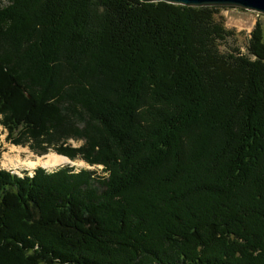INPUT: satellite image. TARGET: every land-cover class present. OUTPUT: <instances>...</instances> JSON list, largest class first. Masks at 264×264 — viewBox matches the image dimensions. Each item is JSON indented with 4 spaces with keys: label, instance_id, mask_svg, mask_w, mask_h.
I'll use <instances>...</instances> for the list:
<instances>
[{
    "label": "trees",
    "instance_id": "1",
    "mask_svg": "<svg viewBox=\"0 0 264 264\" xmlns=\"http://www.w3.org/2000/svg\"><path fill=\"white\" fill-rule=\"evenodd\" d=\"M220 9L0 0L7 141L103 173L0 168V264H264V30Z\"/></svg>",
    "mask_w": 264,
    "mask_h": 264
},
{
    "label": "rangeland",
    "instance_id": "2",
    "mask_svg": "<svg viewBox=\"0 0 264 264\" xmlns=\"http://www.w3.org/2000/svg\"><path fill=\"white\" fill-rule=\"evenodd\" d=\"M219 15L223 21L224 27L232 32V35L229 36L225 43L223 44L222 50H231L233 48H239L242 53H246V47L250 34L254 29L256 23H261L264 30V16L258 13H253L238 8L231 7H220ZM7 132L1 127L0 124V150H1V159H0V168L5 171H13L16 174L19 172V177L24 174H28L29 171L36 168L45 169L48 172L56 170L62 167H72L79 172L81 170L94 171L97 170L98 176H102L103 173L100 172L101 167L94 168L93 166L87 165L83 160L70 161L66 164H61L58 166H53L52 168H46L42 165H37L32 167L25 166L24 162H36L38 158L45 159L47 155L56 154L52 150L45 155H37L36 152L29 149V147L14 146L9 141H7ZM72 147H78L81 145V142L69 141ZM14 147V148H13ZM13 148V149H12ZM57 155V154H56ZM61 156V155H59ZM64 157V156H61ZM66 158V157H64ZM10 160L13 161V165L10 163ZM19 160V161H18ZM17 164V165H16Z\"/></svg>",
    "mask_w": 264,
    "mask_h": 264
},
{
    "label": "water",
    "instance_id": "3",
    "mask_svg": "<svg viewBox=\"0 0 264 264\" xmlns=\"http://www.w3.org/2000/svg\"><path fill=\"white\" fill-rule=\"evenodd\" d=\"M142 3L163 2L190 8L231 7L264 16V0H139Z\"/></svg>",
    "mask_w": 264,
    "mask_h": 264
},
{
    "label": "bare ground",
    "instance_id": "4",
    "mask_svg": "<svg viewBox=\"0 0 264 264\" xmlns=\"http://www.w3.org/2000/svg\"><path fill=\"white\" fill-rule=\"evenodd\" d=\"M10 163L13 165L12 160H10ZM66 163H69V160L67 158L61 157L56 154L47 155V157L43 160L38 158L36 162H26V161L24 162L25 166L32 167V168L37 165H42L43 167H46V168H52L53 166H58L61 164H66Z\"/></svg>",
    "mask_w": 264,
    "mask_h": 264
}]
</instances>
